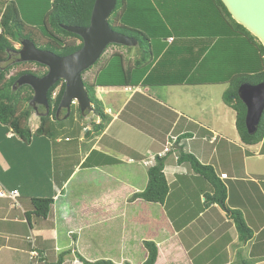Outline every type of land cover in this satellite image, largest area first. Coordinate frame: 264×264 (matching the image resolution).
<instances>
[{
	"label": "crops",
	"instance_id": "obj_1",
	"mask_svg": "<svg viewBox=\"0 0 264 264\" xmlns=\"http://www.w3.org/2000/svg\"><path fill=\"white\" fill-rule=\"evenodd\" d=\"M186 85L164 91L97 88L112 120L89 139L82 133L34 137L25 144L0 123V194L19 192L17 205L0 196V264H57L68 252L62 264H82L77 254L90 262L143 264L146 241L158 246L156 264H264V140L255 146L242 142L236 112L223 101L226 84L221 93L207 87L216 84H193L204 90L200 94L176 88ZM91 129L89 124L84 132ZM130 135L134 143L123 150L112 143ZM180 153L212 166L225 198L189 164L179 163ZM156 156L167 157L168 198L163 204L130 202L146 188L145 162ZM50 198L49 216L33 215V200ZM234 211L253 231L250 242L240 240Z\"/></svg>",
	"mask_w": 264,
	"mask_h": 264
},
{
	"label": "trees",
	"instance_id": "obj_2",
	"mask_svg": "<svg viewBox=\"0 0 264 264\" xmlns=\"http://www.w3.org/2000/svg\"><path fill=\"white\" fill-rule=\"evenodd\" d=\"M95 1L51 0V8L39 29L23 21L15 2L7 4L0 27V123L14 136L25 144H30L34 137L56 139L65 135L69 138H78L83 133L89 139L101 135L108 128L112 118L97 96L96 89L138 87L141 79L137 83L132 79L135 71L142 70L144 72L142 75H145L143 86L149 85V80L153 81L156 75L159 76L158 81L151 86L183 85L197 78L203 80L193 81L202 85L208 83L204 79L209 77L214 79L212 84H226L223 101L236 112V128L242 142L255 146L264 140V113L258 127L250 130L246 124L247 107L240 96L243 86L264 83V47L249 31L233 20L221 0H117L116 8L109 18L110 28L138 41L136 47H126L129 51L137 50L136 58L126 60L127 57L118 51L112 53L110 57L119 59L118 65L110 63L109 69L121 72V67L124 77L122 84H100L98 78L84 77L92 68L84 72V83L95 113L94 118L85 122L86 113L83 114L78 107L72 108L68 119L62 117L64 112L67 114L66 110H63L59 117L56 116L65 91V83L58 82L49 91L50 113L40 117L39 128L33 132L29 125L35 111L30 105L33 90L29 86L17 87L16 84L23 75L32 74L41 78L48 70L37 63L18 61L10 64L11 52L19 56V50L14 48L13 42L21 44L23 40L30 39L40 50L50 51L58 56L71 55L82 48L83 43L77 44V40L82 39L64 30L63 26L88 27ZM163 16L169 18L167 23L161 22ZM169 38H173L174 41L171 45L167 42ZM160 44H166V47ZM112 46L110 45L108 49ZM155 46L160 51L156 59ZM100 61L101 59L96 65ZM27 65H35L36 68H28ZM14 68L18 70L12 73ZM170 72L173 74H168ZM138 75H141V71ZM178 75L184 77V80L178 82L176 80ZM163 77L165 80L162 82ZM169 79L173 80L169 82ZM97 119H100L99 123H96ZM89 124L92 129L84 132ZM166 160V156H156L155 164L148 169L146 188L133 194L130 202L141 199L150 204H163L166 201L170 192L165 174ZM179 163L189 164L196 174L208 180L216 187L221 199L226 195V188L212 166L204 165L195 156L186 153H180ZM207 199L209 200V196ZM53 204V198L34 199L33 215L46 219ZM233 216L240 240L250 242L254 233L246 224L242 213L234 211ZM144 247L148 252V258L143 264H156L157 244L146 241ZM68 253L61 255L57 264H62ZM77 257L82 264H118L111 260L90 262L79 254ZM122 264L132 263L126 261ZM237 264L255 262L241 259Z\"/></svg>",
	"mask_w": 264,
	"mask_h": 264
},
{
	"label": "water",
	"instance_id": "obj_3",
	"mask_svg": "<svg viewBox=\"0 0 264 264\" xmlns=\"http://www.w3.org/2000/svg\"><path fill=\"white\" fill-rule=\"evenodd\" d=\"M233 20L243 26L264 47V0H221ZM117 5V0H96L91 22L88 27L63 26L64 30L79 36L83 41L80 50L68 56H58L50 51L40 50L33 41L25 39L21 42L19 62L37 63L47 68L44 77L32 74L21 76L16 86H29L33 90L30 105L38 113V106L50 113L49 91L58 82L65 83V91L57 110L59 117L62 110L67 111V117L73 107H78L86 113L88 119L94 117V107L86 89L83 74L93 68L103 57L110 45L136 47L138 41L113 31L109 18ZM241 99L247 107L246 124L250 130H255L264 113V83L245 85L240 91Z\"/></svg>",
	"mask_w": 264,
	"mask_h": 264
},
{
	"label": "rangeland",
	"instance_id": "obj_4",
	"mask_svg": "<svg viewBox=\"0 0 264 264\" xmlns=\"http://www.w3.org/2000/svg\"><path fill=\"white\" fill-rule=\"evenodd\" d=\"M12 1L17 4V6L19 8V11H20L21 18L23 19V21H25L27 24H29L31 26L38 27V29L41 28V26L43 25V22L45 21V17L47 15V13L49 12V9L51 8V4H50L51 0H0V9L2 7H4V6H7V4H9ZM168 19L169 18L167 16H163L161 18V22L163 21L164 23L165 22L167 23ZM0 26H1V21H0ZM169 26H171L170 23H169ZM160 43H164V42L160 41ZM13 45H14V48L16 50H20L21 49V45L20 44H18L16 42H13ZM160 46H165L166 47V44L165 45L160 44ZM132 48H134V47H132ZM117 51L123 53L127 57V59L125 58L126 60H128L129 58L134 59V58L137 57V54H138L137 50H135V49L132 50V51H129V48H126L124 46L113 45L103 55V57L101 58V61L99 62V64L94 66L91 71L87 72L84 77L87 78V79L88 78L94 79L93 75L96 74L95 78L96 79L98 78V80L100 79V81H99L100 84H111V83H113V84H122V82L124 80V77H123V73H122L121 67H120V71L121 72H118V71H114L113 72V71H111V69H109L110 63H112V65L113 64H117L118 65V63H119V59H116V58L110 59L112 53L117 52ZM154 51H155V58L154 59H156V58H158V56L160 54V51L158 50V48L156 46L154 47ZM128 52H131V53L129 54ZM26 67H28V68H31V67L36 68L35 65H27ZM17 70H18V68H14L11 72L14 73ZM140 71H141V75H138ZM143 73L144 72L142 70L135 71L132 81L134 83H137L138 80H140V79L142 80L145 77V75H142ZM168 74L172 75L173 73L170 72ZM156 76H155V79L153 81L149 80V85H147L145 87L151 86V84H154L155 82H157L159 76H157V77ZM164 80H165V78L163 77L162 78V82ZM172 80L173 79H169V82L172 81ZM193 80L202 81L203 78H199V79L197 78V79H193ZM193 80H191L188 84L185 83V85L187 84L186 85L187 87L184 86V87H176V88L178 90L181 89V88L182 89H186V91L188 93H190L192 91H194L196 94L202 93V91H204V90H202V91L198 90V89L195 90L196 89L195 87H191L193 84H197ZM204 80H207L206 81V82H208L207 84H211L212 85V83H213L212 80H214V79H211L209 77L208 79H204ZM141 85H143V83H141L139 86H141ZM220 85L221 84H216V85L207 86V87H211L210 89L213 92L221 93L222 89H223V86H220ZM177 86H182V85L180 84V85H177ZM207 87H205V88L208 89ZM98 88H100V87H98ZM122 88L124 89L125 87H122ZM157 88L160 91H164V90H167L170 87L159 85ZM201 89H204V88H201ZM195 96H197V95H195ZM101 97H103V96H101ZM189 97H191V96H189ZM100 100H101V98H100ZM155 105L156 104L152 103V106H155ZM64 113H65L64 115H62V114L61 115H62L63 119H66L67 114H66V112H64ZM39 123H40L39 116H37L36 112L34 111L32 113L31 118H30L29 125L32 128V127H34V125H38ZM131 137L132 136L130 135L128 138H131ZM128 138L122 137V138H120V140H122V141H119V137H118V138L113 139L112 143H116L115 145L118 146V147H120L122 145L121 149L123 150V146L129 144V142H131V140L134 143V138L133 137H132V139H128ZM118 144H120V145H118Z\"/></svg>",
	"mask_w": 264,
	"mask_h": 264
},
{
	"label": "built area",
	"instance_id": "obj_5",
	"mask_svg": "<svg viewBox=\"0 0 264 264\" xmlns=\"http://www.w3.org/2000/svg\"><path fill=\"white\" fill-rule=\"evenodd\" d=\"M170 41L172 42L173 38ZM56 95H57V93L54 94V97H56ZM154 164H155V159H151V160L145 162V165L147 167H151ZM0 196L10 198V199H12L14 201V203L16 205L18 204V202H17V199L19 197V192L18 191H14V192H11V193H6V192L5 193H1ZM31 255H32V258H38L39 257L37 252H32Z\"/></svg>",
	"mask_w": 264,
	"mask_h": 264
},
{
	"label": "flooded vegetation",
	"instance_id": "obj_6",
	"mask_svg": "<svg viewBox=\"0 0 264 264\" xmlns=\"http://www.w3.org/2000/svg\"><path fill=\"white\" fill-rule=\"evenodd\" d=\"M81 43H83L82 40H77V44L78 45H80ZM9 58H10V62L9 63L11 64V63H14V62H18L19 56L15 52H11ZM45 113H46L45 109L42 108L41 106H38V113H37V115L39 116V119H40V117L44 116ZM62 113H63V110H62Z\"/></svg>",
	"mask_w": 264,
	"mask_h": 264
}]
</instances>
